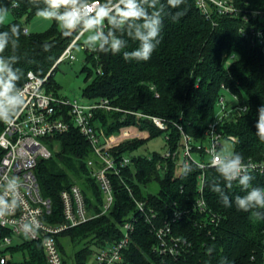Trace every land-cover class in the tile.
<instances>
[{
	"label": "trees",
	"instance_id": "obj_1",
	"mask_svg": "<svg viewBox=\"0 0 264 264\" xmlns=\"http://www.w3.org/2000/svg\"><path fill=\"white\" fill-rule=\"evenodd\" d=\"M92 1L95 0H88ZM99 1L103 5L117 4V0ZM220 1L228 2L235 11L224 13L210 1L205 13L200 8V0H183L177 8L169 7L167 0H158L157 8L163 5L161 42L147 61L124 59L125 52L139 48L137 26L130 22L107 21L104 36L122 41L118 53L113 54L108 45L104 52L98 48L85 51L84 97L90 101L109 100L113 107L120 109L97 112L99 128L109 136L140 132L142 138L115 150L118 155H132L133 166L124 171L123 180L112 177L115 191L112 210L58 236L65 264H88L93 246L99 250L120 242L124 225L132 216L138 220L134 222L132 243L124 251L120 264H258L262 259L264 208L244 212L237 209L235 199L253 187L264 188V176L252 174L254 179L244 189L238 181L230 182L228 187L229 182L216 168L207 169L205 198L220 223L206 229L195 225V221L202 219L196 212L183 221H172L176 210L194 209L202 171L192 165L187 173L185 170L178 173L176 163L164 160L160 153H137L149 141L167 132L158 129L148 118L139 119L133 113L165 120L170 137L166 144L176 151L182 141L178 126L194 144H206V131L222 109L221 99L236 96L239 105L246 106L248 111L236 123L223 124L225 134L237 139L230 147L244 160L264 159V140L256 128L258 109L264 106V0ZM46 8L45 0H0V10L14 16L11 23L0 24V33H8V44L0 56L17 72L16 90L26 83L30 72L46 77L78 34L77 31L69 36L70 30H66L61 19L53 20L44 32L26 34L27 27L21 19L31 20ZM177 12L180 16L174 21L172 16ZM12 25L19 26L18 37L12 33ZM83 38L78 47L85 45L81 44ZM58 66L48 86L57 96L58 86L53 76ZM3 127L4 121L0 119V135ZM54 141L50 142L53 157L43 161L37 170L43 195L52 201L48 219L51 223H64L61 194L73 185L81 187L89 210L98 215L103 195L88 168V161L94 157L90 143L74 127ZM197 157L205 159L204 154ZM159 164L167 168L165 173L158 168ZM124 183L131 187L137 200L147 202L156 211L155 225L138 213ZM217 185L219 191H213ZM224 196L231 206H225ZM254 213H259L261 218ZM166 220H170L172 227V234L165 239L166 246L175 247L173 239H181L177 246L181 252L175 256L160 252L164 247L157 230L164 227ZM185 240L186 251L183 250ZM12 252L21 254L23 261L12 260L10 264H47L39 243L25 242Z\"/></svg>",
	"mask_w": 264,
	"mask_h": 264
},
{
	"label": "built area",
	"instance_id": "obj_2",
	"mask_svg": "<svg viewBox=\"0 0 264 264\" xmlns=\"http://www.w3.org/2000/svg\"><path fill=\"white\" fill-rule=\"evenodd\" d=\"M208 1L222 9L224 13L235 11L228 2L200 0V8L205 13L208 11ZM89 6L88 12L91 14L103 4L99 0H95L89 2ZM116 6L117 4L113 6L114 9ZM61 21L65 26L64 21L62 19ZM107 21L104 20L96 28L103 35L107 29ZM72 29H75V32L78 31V34L54 68L44 78L30 72L26 83L17 90L18 95L23 99V104L19 108L11 106L9 108L11 118L3 119L4 127L0 135V151L2 152L0 158V200L5 201V204L3 210L0 211V264H10L13 260L11 250L16 239L20 240L17 247L25 242L39 243L43 248L47 264H65L58 236L69 229L84 225L100 215H106L112 210L115 204L112 177L116 176L123 180L124 171L133 166L132 155H118L115 150L129 141L142 138L140 132H122L109 136L102 128H99L98 122H96L97 112L120 111L113 107L109 100L94 101L89 105L81 104L49 91V78L55 68L67 60L72 62L77 60L74 50L89 31V25L80 23ZM25 33L29 34L30 31L26 29ZM259 35L261 36L262 32ZM81 49L93 51L86 45H81ZM232 97L234 101L231 104H228L227 98L221 99L222 109L210 122L206 131L207 145L194 144L192 138L185 133L182 127L178 126L182 136L179 147L176 151H172L166 144V151L160 153L164 160H172L176 163L178 173L184 172L185 165L189 167L195 165L202 171L198 178V198L194 209L176 210L172 217L173 222L183 221L196 212L202 216L201 222L195 221L196 226L207 229L211 226H218L220 223V218L209 209L205 198V171L216 168L213 163V155L216 153L221 155L233 153L230 143L236 142L237 139L225 134L222 126L224 123H236L239 116L245 113L244 109L247 107L240 106L237 97ZM133 114L139 119L148 118L151 120L158 129L167 132L165 141L170 140L168 124L165 120L139 113ZM72 127L78 129L92 147L94 157L88 161V168L91 169L92 177L101 189L103 202L100 206V213L95 215L89 210L81 187L79 185L70 186L61 194L65 221L62 224H55L48 219L52 214V201L43 195L37 170L43 161L53 157L54 149L51 148L50 142L56 140L58 136L68 133ZM203 154L205 158L203 160L198 157V160L194 158L196 155ZM149 159L152 160V157ZM243 162L249 165L248 171L251 175L264 176V159L259 161L249 159ZM158 168H162L163 173L167 171V168L164 169L162 164H159ZM236 181L238 179L231 182ZM125 186L134 199L138 213L145 216L147 222L155 225L154 220L158 218L156 211L149 208L147 202L137 200L131 187L126 184ZM137 220L136 217H130L123 228V239L115 245L99 249L94 264H120L124 260V251L132 243V234L135 230L134 222ZM171 234L170 220H166L164 227L157 230V236L163 242L164 248L160 251L163 255L175 256L181 252L177 248L181 242L179 238L173 239L175 247L166 246L165 239ZM186 245L187 241L185 240L183 241L184 251L187 249ZM187 247H191V244H188ZM258 264H264V252Z\"/></svg>",
	"mask_w": 264,
	"mask_h": 264
},
{
	"label": "clouds",
	"instance_id": "obj_3",
	"mask_svg": "<svg viewBox=\"0 0 264 264\" xmlns=\"http://www.w3.org/2000/svg\"><path fill=\"white\" fill-rule=\"evenodd\" d=\"M47 8L39 10L37 15L44 19H62L65 23L66 30L75 28L80 23L89 25V31L93 34L85 40V45L96 51L97 48L104 52L105 45H108L111 52L116 54L122 47V41L118 38L104 36L96 28L104 20L110 23L130 22L137 26L136 39L139 40V48L131 53H124V59H136L138 61H147L151 58L152 53L156 50L161 42V29L163 20L161 11L163 5L157 8L158 0H117V6L114 7L106 4L96 8L91 14L88 0H45ZM183 3V0H167V5L171 8H177ZM122 5V7H119ZM147 5V7H144ZM63 9V11H61ZM148 9H152L149 12ZM103 13V14H101ZM180 13L177 12L172 16L175 21L179 18ZM83 17V19H82ZM4 10H0V24L4 22ZM11 31L15 36H19V26L12 25ZM8 44V33H0V53H3ZM19 77L16 70H13L9 64L0 56V119L5 117L11 118L9 108L16 106L19 108L23 104V99L18 95L15 81ZM248 109L245 108L244 112ZM257 134L260 139L264 140V106L258 109V120L256 123ZM244 158L239 153H231L230 155L216 153L213 155V163L219 174L228 181V187H231V181L237 180L239 185L244 189L249 188L250 182L254 177L249 173V165H246ZM189 166L185 165V172L189 171ZM243 173V174H242ZM213 191H219V186H214ZM225 206H231L228 198H222ZM5 201L0 200V211L3 210ZM235 205L238 210L250 212L255 208H264V188L253 187L246 195L237 196ZM257 218H261L259 213H254Z\"/></svg>",
	"mask_w": 264,
	"mask_h": 264
},
{
	"label": "rangeland",
	"instance_id": "obj_4",
	"mask_svg": "<svg viewBox=\"0 0 264 264\" xmlns=\"http://www.w3.org/2000/svg\"><path fill=\"white\" fill-rule=\"evenodd\" d=\"M5 19L2 24H9L14 20V16L12 13H4ZM22 24H24L27 29L32 33H39L48 30L52 23L53 19H44L40 16H37L31 20L24 17L21 19ZM62 25V24H61ZM97 31V29H96ZM91 31H88L81 41V44H85V40L88 36L92 35ZM74 55L76 56V61L67 60L60 64L57 70L54 73V80L58 86V95L62 98H67L72 102L78 101L81 104H92L94 101H90L84 97V89L86 87L85 82V74L83 73V67L85 62V51L81 49V45L74 50ZM228 104H231L234 99L233 97H228ZM207 145V143H206ZM58 151V150H56ZM166 151V141L165 134L160 137L153 139L147 143L139 152L137 153H164ZM230 155V153L228 154ZM195 159L198 160L197 156H194ZM75 183H78L75 181ZM22 240V239H21ZM20 243V240L16 239L14 241V248H17V244ZM11 250V251H12ZM92 255L89 259L88 264H94L96 260V254L98 253V249L96 247H92ZM13 261L17 263H21L23 261V256L21 254H14L12 252ZM71 264H74L71 262Z\"/></svg>",
	"mask_w": 264,
	"mask_h": 264
},
{
	"label": "water",
	"instance_id": "obj_5",
	"mask_svg": "<svg viewBox=\"0 0 264 264\" xmlns=\"http://www.w3.org/2000/svg\"><path fill=\"white\" fill-rule=\"evenodd\" d=\"M74 33H75V29H71L70 33H69V36L73 35Z\"/></svg>",
	"mask_w": 264,
	"mask_h": 264
}]
</instances>
